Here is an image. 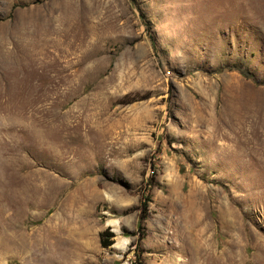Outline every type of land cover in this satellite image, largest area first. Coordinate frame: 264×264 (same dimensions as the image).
Here are the masks:
<instances>
[{"label": "rangeland", "instance_id": "obj_1", "mask_svg": "<svg viewBox=\"0 0 264 264\" xmlns=\"http://www.w3.org/2000/svg\"><path fill=\"white\" fill-rule=\"evenodd\" d=\"M147 190L145 264H264V0H0V264H132Z\"/></svg>", "mask_w": 264, "mask_h": 264}, {"label": "trees", "instance_id": "obj_2", "mask_svg": "<svg viewBox=\"0 0 264 264\" xmlns=\"http://www.w3.org/2000/svg\"><path fill=\"white\" fill-rule=\"evenodd\" d=\"M152 45L154 44L152 43ZM148 97L149 94L140 95L139 93H134V94L125 95L119 102L122 105H129L138 101L146 100L148 99ZM150 180L151 181L149 182V185L147 187L151 185H157L156 183H153L154 180L152 178ZM149 203H150V194L148 193L147 190L146 192H143L141 194L136 230L132 233H126V232L124 233L125 236L128 235L137 236L136 242L131 245V247H134V256H135V259L132 264H145L142 257L145 250L142 248L141 242L146 236L145 222L148 218ZM113 238L114 235L112 232H109L108 230L101 232L99 234L100 246L104 249L110 248L114 243Z\"/></svg>", "mask_w": 264, "mask_h": 264}, {"label": "bare ground", "instance_id": "obj_3", "mask_svg": "<svg viewBox=\"0 0 264 264\" xmlns=\"http://www.w3.org/2000/svg\"><path fill=\"white\" fill-rule=\"evenodd\" d=\"M126 244H127V240L118 241L117 246L124 248L126 246Z\"/></svg>", "mask_w": 264, "mask_h": 264}, {"label": "water", "instance_id": "obj_4", "mask_svg": "<svg viewBox=\"0 0 264 264\" xmlns=\"http://www.w3.org/2000/svg\"><path fill=\"white\" fill-rule=\"evenodd\" d=\"M113 233H115V231H113Z\"/></svg>", "mask_w": 264, "mask_h": 264}]
</instances>
